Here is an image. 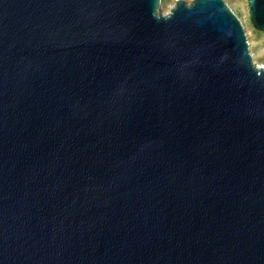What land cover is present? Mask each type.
Listing matches in <instances>:
<instances>
[{
  "label": "water",
  "instance_id": "water-1",
  "mask_svg": "<svg viewBox=\"0 0 264 264\" xmlns=\"http://www.w3.org/2000/svg\"><path fill=\"white\" fill-rule=\"evenodd\" d=\"M160 2L0 0V264H264V66Z\"/></svg>",
  "mask_w": 264,
  "mask_h": 264
},
{
  "label": "rangeland",
  "instance_id": "rangeland-1",
  "mask_svg": "<svg viewBox=\"0 0 264 264\" xmlns=\"http://www.w3.org/2000/svg\"><path fill=\"white\" fill-rule=\"evenodd\" d=\"M176 0H161L159 8L165 14L175 4ZM190 2L191 0H184ZM228 8L239 19L248 43L249 53L252 61L258 66H264V33L256 31L250 20L248 14L247 0H223Z\"/></svg>",
  "mask_w": 264,
  "mask_h": 264
}]
</instances>
